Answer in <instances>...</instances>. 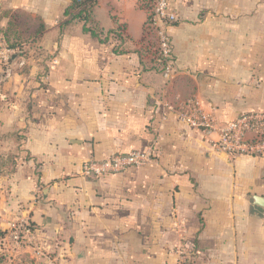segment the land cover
<instances>
[{
  "label": "crops",
  "instance_id": "1",
  "mask_svg": "<svg viewBox=\"0 0 264 264\" xmlns=\"http://www.w3.org/2000/svg\"><path fill=\"white\" fill-rule=\"evenodd\" d=\"M141 1L99 0L92 38L60 30L71 0H0V38L13 21L22 43L0 65V132L30 156L7 178L10 209L37 236L15 247L8 230L11 262L264 264V157L216 153L179 117L192 99L224 121L264 110V0H171L170 80ZM151 146V165L81 174Z\"/></svg>",
  "mask_w": 264,
  "mask_h": 264
},
{
  "label": "built area",
  "instance_id": "2",
  "mask_svg": "<svg viewBox=\"0 0 264 264\" xmlns=\"http://www.w3.org/2000/svg\"><path fill=\"white\" fill-rule=\"evenodd\" d=\"M177 20L178 12L171 0H155L151 29L157 42L164 77L169 80L176 75V68L174 46L168 28ZM15 54L16 51L0 38V64L10 66ZM10 74L11 71L8 70V77ZM179 117L200 132L216 153L226 154L232 159L241 156L264 157V110L249 111L232 120L224 121L214 111H206L198 100L192 99L181 109ZM156 157V148L151 146L147 150H133L103 160L91 158L84 163L81 174L89 179L116 176L131 169L151 165ZM9 230L16 246L35 243L37 240L31 223L23 217L12 222ZM183 256H186V253Z\"/></svg>",
  "mask_w": 264,
  "mask_h": 264
},
{
  "label": "trees",
  "instance_id": "3",
  "mask_svg": "<svg viewBox=\"0 0 264 264\" xmlns=\"http://www.w3.org/2000/svg\"><path fill=\"white\" fill-rule=\"evenodd\" d=\"M99 3V0H71L69 7L65 11L64 19L61 22L60 30L64 32L66 28L71 30V28L81 26L85 33H88L92 38H99V35L102 33V30L98 24V22L94 18V11ZM155 0H142L141 7L147 14V21L145 24V33L144 37L147 39V49L151 54L156 55L158 53L157 50V42L153 36V32L151 29V18L154 10ZM6 15H11L10 13H6ZM14 22H18V16L13 14ZM13 21L10 22V25L6 31H3L4 40L8 43V45L16 51L15 55H18L20 51H22V43L18 42L19 40H13L12 38L16 36V32L14 30ZM38 31V36L45 30L43 26ZM122 32H125L122 29ZM21 53V52H20ZM5 167V164H0V174L2 173V168ZM25 264V262L18 263Z\"/></svg>",
  "mask_w": 264,
  "mask_h": 264
},
{
  "label": "rangeland",
  "instance_id": "4",
  "mask_svg": "<svg viewBox=\"0 0 264 264\" xmlns=\"http://www.w3.org/2000/svg\"><path fill=\"white\" fill-rule=\"evenodd\" d=\"M9 70L12 71L13 69ZM6 136V134L0 132V164H5V167L2 168V173L0 174V264H18L20 262H11L9 260L8 257L10 256V253L6 249H3L4 247L3 245H1L2 239L7 236L10 224L14 222L17 218H21V216H19V213H17L13 209H10L11 205L8 196L9 186L7 178L11 174L16 172L20 164L21 158L28 160V158L30 159V156H27L24 153V151L20 148L19 144H12L8 140H6ZM10 245L16 247V245L12 242ZM31 261L32 260L29 259L23 262H25V264H33Z\"/></svg>",
  "mask_w": 264,
  "mask_h": 264
},
{
  "label": "water",
  "instance_id": "5",
  "mask_svg": "<svg viewBox=\"0 0 264 264\" xmlns=\"http://www.w3.org/2000/svg\"><path fill=\"white\" fill-rule=\"evenodd\" d=\"M14 57H15V56H14ZM14 57H13V59H14ZM255 199H256V201H257V205L263 207L262 203L264 202V199H263V198H259V197L255 198ZM263 208H264V207H263Z\"/></svg>",
  "mask_w": 264,
  "mask_h": 264
}]
</instances>
